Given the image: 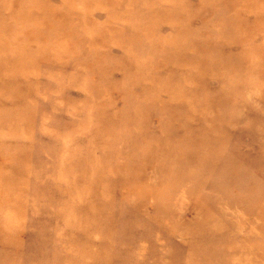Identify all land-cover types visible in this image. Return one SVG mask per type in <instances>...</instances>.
I'll use <instances>...</instances> for the list:
<instances>
[{"label": "rangeland", "instance_id": "rangeland-1", "mask_svg": "<svg viewBox=\"0 0 264 264\" xmlns=\"http://www.w3.org/2000/svg\"><path fill=\"white\" fill-rule=\"evenodd\" d=\"M0 264H264V0H0Z\"/></svg>", "mask_w": 264, "mask_h": 264}]
</instances>
